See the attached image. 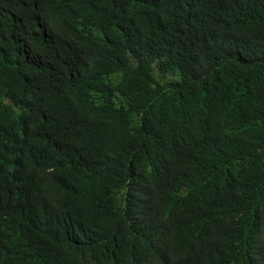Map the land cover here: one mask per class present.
<instances>
[{"label":"trees","instance_id":"obj_1","mask_svg":"<svg viewBox=\"0 0 264 264\" xmlns=\"http://www.w3.org/2000/svg\"><path fill=\"white\" fill-rule=\"evenodd\" d=\"M0 264H264V0H0Z\"/></svg>","mask_w":264,"mask_h":264}]
</instances>
